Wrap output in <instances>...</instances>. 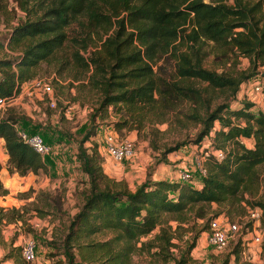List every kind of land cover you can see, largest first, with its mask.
<instances>
[{
	"label": "trees",
	"instance_id": "trees-1",
	"mask_svg": "<svg viewBox=\"0 0 264 264\" xmlns=\"http://www.w3.org/2000/svg\"><path fill=\"white\" fill-rule=\"evenodd\" d=\"M7 33V45L20 48V53L0 58V96H16L42 61L57 63L59 73L67 68L90 70L87 83L99 95L94 118L105 119L112 107L120 117L107 124L139 128L143 115L151 112L156 122H164L167 111L188 102L193 109L189 116L201 124L196 140L208 136L209 146L224 151L220 160L207 155L205 175L197 170L196 178L190 172V180L146 178L130 189L104 172L97 143L84 145L96 132L92 124L77 140V158L89 180L82 205L61 243L47 240L61 247L65 264H128L139 249L137 241L157 227L150 241H141L139 247L159 240V251L167 259L171 217L184 221L189 212L204 217L213 203L237 214L244 211L245 193L256 192L261 180L264 112L253 111L254 103L246 97L238 100L237 93L246 81L264 73L258 69L264 65V0H32L27 17ZM207 45L217 50L213 67L204 64L210 53ZM168 53L174 58L172 77L157 73V61ZM235 53L248 59L246 67L226 63ZM234 100L239 106H230ZM18 128L16 117H0L7 170L20 175L46 172L44 156L20 137ZM27 132L34 133L31 128ZM245 138L252 144L246 145ZM6 192L0 180V193ZM251 205L261 208L264 226V200ZM20 210L0 205V224L22 219ZM107 231L112 236L93 239ZM10 257L16 264H30L20 246H11L0 263ZM186 260L183 255L179 263Z\"/></svg>",
	"mask_w": 264,
	"mask_h": 264
},
{
	"label": "rangeland",
	"instance_id": "rangeland-1",
	"mask_svg": "<svg viewBox=\"0 0 264 264\" xmlns=\"http://www.w3.org/2000/svg\"><path fill=\"white\" fill-rule=\"evenodd\" d=\"M31 3L32 0H0V41L4 42L3 47H0V58L20 53V48H11L7 45L6 36H9L7 32L13 25L27 17ZM23 5L27 7L24 8ZM207 48L210 53L204 64L207 67H213L217 50L210 45H207ZM225 61L229 66L237 68L248 65V59L240 54H231ZM157 65L159 75L173 76L172 53L161 57ZM56 66L57 63L42 61L36 67L35 77L49 81L52 85L51 93L30 91V95L26 94V96L31 98H20L21 102L13 103L4 112V115L16 117L22 129L28 131L31 128L34 132L40 133L46 142L53 146V149L43 155L48 164L46 172H28L24 175L19 174L18 177L7 170V153L4 144L0 141V180L8 189L5 194L0 193V205L21 207L20 211L23 213L22 219L0 224V258L10 250L11 246H20L21 250L24 242L32 239L35 243V259L29 262L30 264H65L61 247L48 245L47 240L54 238L55 242L60 244L69 220L82 205L89 180L77 158V140L92 124L96 132L84 143L85 146H90L92 142L97 143L98 146L102 145L101 135L106 130H113L119 137L129 138L135 143L134 156L121 163L113 162L105 150H103V156L99 151L102 164L109 162L112 166L109 168V176L119 185L130 189H134L146 178L151 179L157 170L154 175L160 173L163 168L178 172L180 167L185 165L196 178L198 173L196 166L198 164L204 166L207 160L209 137L205 136L200 141L196 140L201 124L189 116L193 109L188 102L178 103L174 109L167 111L164 122H156L155 115L149 112L143 115V126L139 128L123 126L117 129L107 124L120 117L121 112H114L112 107L105 119L99 116L93 117L99 95L98 91L87 83L90 70L84 73L77 72L75 68H67L59 73ZM258 69L264 71V65L259 66ZM75 74H81V76L74 78ZM244 97L243 92L239 90L237 99L242 100ZM50 100L54 101V105L49 103ZM237 105L239 106V101L234 100L230 106ZM252 110H257V107L253 106ZM199 111L203 113L204 109L200 107ZM240 122H243V119H240ZM215 126L219 124L216 122ZM243 140L248 146L252 144L249 138ZM169 147L177 148L167 151ZM260 170L261 180L258 190L252 194L245 193L248 203L243 201L242 213L230 212L213 203L204 217H197L191 212L184 221L171 217L169 223L173 226V230H168L172 235V245L168 250L169 257L165 259L164 252L159 251L157 246L159 240L155 243L151 242L152 246L139 247L141 241H150L158 232L157 227L137 241L136 246L139 249L130 255L128 264H182L179 261L183 255L187 256L183 264H222L226 259L227 264H255L254 261L257 260L260 264H264V226L258 225L257 222L255 226H252V221L248 220L247 216L249 208L252 207L251 203L264 200V165ZM216 211L218 213H215ZM213 217H219L226 222L239 223L241 232L245 227L254 229L250 230L252 233L261 231L260 244L252 245L250 250L244 249L246 251L244 254L239 230L224 249L214 248L207 241L208 224ZM112 234L110 231L95 234L93 239H107ZM194 235L196 236L195 244L187 250ZM74 251L76 260H80L77 249L74 248ZM0 264L16 263L10 257L1 261Z\"/></svg>",
	"mask_w": 264,
	"mask_h": 264
},
{
	"label": "built area",
	"instance_id": "built-area-1",
	"mask_svg": "<svg viewBox=\"0 0 264 264\" xmlns=\"http://www.w3.org/2000/svg\"><path fill=\"white\" fill-rule=\"evenodd\" d=\"M27 90L30 91H40L43 93H51L52 85L49 81H46L40 77H34L27 81ZM240 91L243 92L244 96L250 99L254 105L264 112V73L258 74L257 76L246 81ZM19 94V93H18ZM17 94V95H18ZM3 97L0 96V117L4 114L5 110L13 104L15 98L17 97ZM50 104L54 105V101L50 100ZM18 133L20 137L27 142L33 149L40 154L44 155L49 153L53 146L48 144L40 133H28L22 128H18ZM102 145L107 154L112 158L114 162H123L131 159L136 151L135 143L129 138L119 137L113 130H106L101 135ZM212 154L214 158L220 160L224 156V151L222 149H216L213 146H209V153ZM196 169L202 174H206V168L203 164H198ZM190 169L187 167H180L178 170L177 178L181 180H190ZM192 182L195 183L194 180ZM248 220L252 221V226H255V222L258 225L261 224V208L258 206L251 207L248 210ZM241 232L240 224L237 222H226L219 217H213L209 220L208 230H207V241L210 245L218 250L224 249L230 239H233L234 234ZM252 228L245 227L240 233L241 245L243 247V252L246 254L244 249H249L253 245L260 244L262 238L261 231H253ZM247 234H250L247 236ZM35 243L32 239H28L22 245L21 253L22 256L29 262L35 259ZM252 249V248H251ZM255 264H260V261H254Z\"/></svg>",
	"mask_w": 264,
	"mask_h": 264
},
{
	"label": "crops",
	"instance_id": "crops-1",
	"mask_svg": "<svg viewBox=\"0 0 264 264\" xmlns=\"http://www.w3.org/2000/svg\"><path fill=\"white\" fill-rule=\"evenodd\" d=\"M26 94H29L30 95V93L28 92V90H27V81L26 82H23V84H22V88H21V90H20V92H19V94L17 95V97L15 98V100H14V104L15 103H17V102H21L20 101V98H22V97H28V99L29 98H31V97H29V96H26ZM13 105V104H12ZM102 137V136H101ZM101 140H102V138H101ZM0 141H1V143L2 144H4V141H3V138H1L0 137ZM98 148H99V151L101 152V154H102V156L104 155L103 154V150H104V147H103V145H99L98 146ZM103 148V149H102ZM6 156H7V154H6ZM7 158V157H6ZM110 160V159H109ZM114 162V161H113ZM112 164V163H111ZM114 164V163H113ZM115 164H118V163H115ZM108 165V166H107ZM102 167H103V170H104V172L107 174V175H109L108 173H109V168H111L112 166L110 165V163L108 162H106V164H102ZM182 167H186L185 165H183ZM158 171V170H157ZM157 171L155 172V173H157ZM163 171V172H162ZM154 173V174H155ZM11 174H13V176L14 175H17L18 177L20 176L19 174H17V173H15V172H12ZM153 174V176H152V178L151 179H161V178H166V179H177L176 177H177V174H178V172L176 171V170H171V169H168V168H166V169H164L163 168V170H160V173H158L157 175H154ZM195 181V180H194ZM5 185H7V181H5ZM196 186H200V183L198 182V181H195V183H194Z\"/></svg>",
	"mask_w": 264,
	"mask_h": 264
}]
</instances>
